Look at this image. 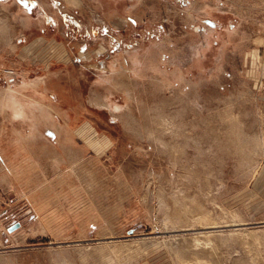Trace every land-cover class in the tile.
Returning a JSON list of instances; mask_svg holds the SVG:
<instances>
[{"label": "rangeland", "instance_id": "1", "mask_svg": "<svg viewBox=\"0 0 264 264\" xmlns=\"http://www.w3.org/2000/svg\"><path fill=\"white\" fill-rule=\"evenodd\" d=\"M29 3L0 0V93L32 117L0 116V264H264V0ZM174 201L219 225L172 228Z\"/></svg>", "mask_w": 264, "mask_h": 264}, {"label": "bare ground", "instance_id": "2", "mask_svg": "<svg viewBox=\"0 0 264 264\" xmlns=\"http://www.w3.org/2000/svg\"><path fill=\"white\" fill-rule=\"evenodd\" d=\"M43 79H35L34 81H29L24 84V86L20 87V92L26 91L28 88L31 90H35V87L40 86L43 83ZM158 87L159 91H163L164 89L167 90L170 87V83L168 81H163L162 79H158ZM112 89L108 88L105 90V94H107L105 97H101L98 100H96V107L99 109L105 108L110 113L115 114L116 112H119L121 110H124L121 106H117L112 103L111 99L108 97V95L111 94ZM178 95L179 91H177ZM0 116L5 114V112H10L12 117L16 118H27L28 114V108L26 105H24L23 100H19L17 96L13 92H7L6 94L0 93ZM154 113H150L147 115L149 117V121H152L154 126L156 127L155 131L157 133H165L172 135V142H166L161 138V135L157 134L159 137H154L151 133L147 132L146 135L148 137L149 141H152V143L159 147V149L166 154L169 160L176 162L182 155L183 148L179 146V140L183 139L185 137L183 126L179 123H173L168 118L164 117V114L161 112L159 107H156L152 109ZM46 117V115H44ZM114 116V115H113ZM128 117V124L130 128H132L131 134L135 138H143L142 133L137 129L135 125V120L132 114L127 113ZM32 117L27 118V120H30ZM32 120L30 121V123ZM173 126L176 128L173 130ZM187 137V134H186ZM29 140L24 141L25 144H27ZM25 148V147H23ZM68 154V151H67ZM69 156V155H68ZM34 158L37 160H43L49 165H53L55 169H59L61 166L62 160L60 157H56L55 155L42 152V153H35ZM194 203H196V200L194 199ZM167 208V211L169 210L168 217L170 218L171 227L175 228L177 225H180L183 221L191 226H202V227H209V228H216L219 223L215 222L211 218L203 217L202 214H200L198 211L200 210V207L198 205H186V204H179L177 201H174L173 206L168 208L167 205H165ZM197 209V213L194 211L195 208ZM174 210V211H173ZM195 214V215H193ZM192 216H197V221H192ZM199 215V216H198ZM171 216V217H170ZM233 219V218H232ZM232 221V220H231ZM232 224L223 223L224 227H231V226H240V223L231 222ZM7 264V263H6Z\"/></svg>", "mask_w": 264, "mask_h": 264}, {"label": "snow or ice", "instance_id": "3", "mask_svg": "<svg viewBox=\"0 0 264 264\" xmlns=\"http://www.w3.org/2000/svg\"><path fill=\"white\" fill-rule=\"evenodd\" d=\"M17 2L23 5L25 8H30L29 0H17ZM47 136L51 137L54 140V134L49 132L46 134Z\"/></svg>", "mask_w": 264, "mask_h": 264}]
</instances>
